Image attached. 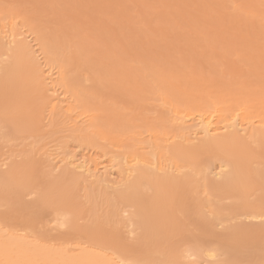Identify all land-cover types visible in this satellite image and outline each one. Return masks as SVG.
<instances>
[{"label": "rangeland", "instance_id": "1", "mask_svg": "<svg viewBox=\"0 0 264 264\" xmlns=\"http://www.w3.org/2000/svg\"><path fill=\"white\" fill-rule=\"evenodd\" d=\"M7 26L13 34H25L31 55L43 52L42 61L36 60L41 69L32 72L42 78L40 85L28 72L30 91L19 90L0 104V173L14 172L13 180L27 175L24 202H38L47 183L62 179L65 166L59 164L56 172L44 155L59 146L62 158L85 157L92 170L98 163L113 170L114 155L120 159L135 145H165L170 138L172 147L160 149L158 159L177 167L178 176L186 175L191 184L186 197L169 191L160 198V189L145 177L139 191L148 200L120 202L113 190L129 192L137 177L121 186V165L115 164L112 178L104 175L111 185H103L101 173L91 179L78 175L70 192H52L40 207L22 211L0 201L5 238L19 236L69 254L89 249L127 264H264V244H257L264 226L243 220L252 211L233 209L238 195L218 196L204 185V175L225 164L221 156L206 158L185 148L178 161L174 156L179 154L172 152L180 147L174 140L175 116L218 110L219 121H225L239 113L243 122L264 131V0H0V37ZM0 44L2 76L12 66L15 46L10 51ZM46 46H51L48 54ZM47 68L60 76L52 81L62 86L60 110L52 82L45 81ZM16 107L23 122L15 114L5 116ZM69 107L80 126L70 124L73 133L63 139L59 129ZM246 137L249 144L239 157L241 196L251 204L264 198V182L257 175L264 171V157L251 134ZM67 196L71 201L65 204ZM197 213L210 221L214 236L196 227ZM241 225L245 231L235 234ZM157 232L164 233L162 239L155 238ZM186 251L193 254L191 260L185 259Z\"/></svg>", "mask_w": 264, "mask_h": 264}, {"label": "bare ground", "instance_id": "2", "mask_svg": "<svg viewBox=\"0 0 264 264\" xmlns=\"http://www.w3.org/2000/svg\"><path fill=\"white\" fill-rule=\"evenodd\" d=\"M5 30H6V32L4 31L5 33L1 31L2 38L0 37L1 38L0 41L1 40L2 41L0 43L4 42L6 44V47L10 46V47H7V49L9 50L11 49L10 51H13V48H11L12 46H15V47L13 51L14 59H13L11 68L9 69L7 68V70L4 71V74L0 76V104L3 102V100L6 97L17 94L19 90L21 91L24 90V92L25 90L30 91L28 90L29 88L28 83L31 80V78L29 79L28 77L30 74L28 76L27 74L28 72H31V73L38 72L39 69L41 68H37L39 64L37 63V61H39L40 58H43L41 57L43 56V52L42 53L40 52L42 55L39 53L40 54L39 56H37V53H36L37 57L35 56V54L31 55V53H29L30 41L29 43L26 41L28 40L27 37L23 39L24 37L23 35L25 34H23L22 32L21 33L19 32V34L17 32H14L16 34H13L12 31L9 30V27H8V30L7 29ZM3 34L4 36H2ZM35 46H38V45L35 44ZM46 47H45L46 50H44L46 51L45 53H47L51 49L50 48L51 46H49L48 48ZM40 61H42V59ZM43 69L44 67L42 68V70ZM47 69L49 73L46 74L48 77L45 81L50 80V82H52L55 79H59L60 77L59 74L54 73V71L52 70L53 68L52 69L47 68ZM55 75H58L59 77ZM34 78H35L34 80L37 83L40 82V78H41L40 76L38 77V75L36 76L34 75ZM35 81H32L35 84V86L40 85V83L37 84L35 83ZM53 84L54 83L52 82V87L51 88L49 87V88L50 90H52V94L56 98H60V101L58 100V103H57L59 106V110H60L61 109L60 107H63L62 105L60 106V104L64 102V100L62 101L61 98H63L64 96L62 97V92L61 93H58V92H60V88L62 86L57 87V86H53ZM49 88L48 90L46 89L47 92L50 91ZM56 98H54V100ZM59 102L61 103L59 104ZM66 102H68V100ZM64 103L63 105H65ZM13 114H15V116L18 117V119L20 118L21 114H20L19 107L18 108L16 107L14 112H12L11 114H6L5 116H7V118H11ZM72 114H73L72 110L71 112L70 111L66 112L65 114L66 120L63 121L61 125L59 124L61 126L60 129L62 131L59 129L60 132L59 131L58 132L62 133V135L65 134L64 136L61 135L63 139L67 137V135H72L73 133L72 130H70L71 128L69 127L71 126L70 124H74L76 127L77 125L80 126L77 121H74L77 119H73V120L71 119L73 117ZM219 117L220 115H219L218 110H215L208 114L207 113H198V114L193 113L192 115L188 114L185 116H175L173 118V121L174 123L176 122L177 124L176 130L178 131V134L177 136H175L174 140L177 141L178 139L177 145L180 147L172 149L173 153L179 154V155H175L174 159L181 161V159L185 155L180 154L179 151H186L185 148L192 149L191 151H194L193 154H197V155L199 154L201 156L206 155V158H207V155H210L213 157L221 156L219 158L223 159L225 161V164L220 165L219 171L218 172L214 171L215 174L212 173L213 171H209L208 174L204 175V185L206 189L210 193H215L218 196L238 195L241 200L236 202L237 206H234L233 209H236V210L243 209L246 211L247 210L252 211L249 215L245 213L244 216H242V217H245L244 219L242 217L241 218L243 220L251 218L252 220L254 219L259 222L257 223V222H253L250 220L251 222H248V224L250 223L249 225L255 223L259 225L261 224L260 226H264V213L262 214L257 213L259 211L264 210V200H263L264 198H262V200L256 201V203L249 204L248 202L243 200L244 196H241V194L244 193L243 192L244 186L241 185V179H240L241 165H243V163L239 162L240 155L245 151L244 149L247 148V144H249L247 143V141L245 142L243 141L244 137H246L248 134L249 135L251 134V137L253 138V140L251 141L259 144V149H260L258 151L259 156L264 157V131L259 130V128H256V127L254 128L253 127L255 125L254 122H250V121L243 122L240 119L241 116L239 113H235L231 115V117L228 116L229 118L225 121L223 120L219 121L220 120ZM20 121L23 122L24 120L21 119ZM15 126L18 128L19 126H21V123ZM72 127L74 126L72 125ZM68 131L69 132L71 131L72 133L70 132V134H68ZM82 132L80 131V133ZM83 133H86V132L84 131ZM223 133L227 135L223 136L222 135ZM168 141H170V138L169 140L164 141L166 143L165 145H157V146H156V143L155 145H150V143H148L150 146L141 145V144L135 145V151H133L132 153H128V154L123 153L122 154L123 157L121 155L122 158L120 157V159H119V155L118 157L117 156L115 157V155L114 157H112L111 164L115 163L117 165V168L118 167L120 168V165H121V169H120L121 171L119 170L120 171L119 173H121L119 175L121 176H119L120 177L119 180L120 179L122 180L118 181L116 178V180L121 184V186H126L128 181H130L131 178L137 177L135 181L130 182L129 192L113 190V188L115 187H111L113 192H115L116 199L118 201L120 200H121L120 202L134 201L136 205H139L140 203L144 202L145 199L148 200L146 195H144L143 193L139 191V183L145 177L149 180L150 183L158 187V190L160 189L158 192V196L160 198L166 196L169 191L174 192L177 195H182V196L184 195L186 197V191L187 189H189L187 185L191 184L187 176L186 175H184L183 177L178 176L180 175V173L177 167L175 169L172 164L167 165L163 163V161L161 162L160 161L161 159H158V153L161 151L160 149L163 150V147H168V148L170 147L171 144H169ZM59 147H58L59 149L52 148L53 150L46 149V152H44L45 154L43 153L46 157H49L48 159L49 161L48 160L46 161L54 164L53 166H54L55 171L58 168L59 164L64 165L65 167L64 166L63 167L65 169L62 171L63 174L58 172L63 175V176L61 175L62 179L60 181L47 183L46 192L44 193L43 198L41 200H39L36 203H31V204L24 202L22 198V191L26 189L29 184V180H27V175H23V177L18 178V180H13L11 175L14 172H12L9 175L0 173V201H3L4 203H7V204H12L18 210L25 211L33 206L40 207L42 204H46L45 200L48 196H50V194H52V192H56L57 194H63V195L67 194V191L70 192L69 191L70 187L77 183L76 180L78 179L76 178H78L77 177L78 175H82L88 179H91V178L97 177L96 175L101 173L103 176V179H101V182L103 183V185H107L109 182H113L108 179L112 178L111 175H113V173H111V171L117 169L115 164H114L115 168L113 170L110 164L108 165L105 164L102 166L101 163L95 164L96 168L95 170H92L91 164L87 161H84L85 157H84V160H82L83 158L81 160H77L75 159L76 158L75 156L67 157L66 155L63 158L60 157L61 154H58V152L59 153L63 152L64 149L61 148V146ZM145 150L148 152H146ZM63 153L61 156L64 155ZM104 154H106V152H104ZM118 159H119V162H118ZM109 160L111 161V159ZM115 160H117V163H119V166L116 162H114ZM199 161L200 160L198 156L197 157L195 156L192 158L193 165H197ZM228 167L231 169V172L225 173V170ZM15 169L16 168H14V170ZM104 175L106 176L108 175L111 177L107 179V178H104ZM257 175L260 178V181L264 182V171L257 172ZM102 176H100L98 179L102 178ZM210 176H212V178ZM96 181H97V178H96ZM101 182L100 180H98L97 183L100 185ZM102 183H101V186H102ZM108 185H111V184L109 183ZM111 188H106L105 190H108ZM187 196H191V191H190V194ZM64 201H66L64 202L66 204L71 200L67 196ZM221 209L223 208L221 207L216 208L217 211H220ZM193 220L195 221L196 227H198L201 233H209L211 234V236L212 235L214 236L215 233L212 230V226L209 224L210 221L207 218H204L202 214L197 213L196 216L193 218ZM143 222L145 223V220H143ZM64 225L65 224L61 222L60 226H64ZM244 231L245 230L241 225V226H238V228L235 230L236 233L235 232L234 233L238 234ZM259 231L264 233V227H262ZM254 232H257V231L255 230ZM154 236L156 239H159V238L162 239L164 236V233L157 232L154 234ZM260 237L262 238L260 239L258 238L259 240L257 241V244L261 243L260 245H262L264 244V235H261ZM85 250L81 252L82 251L81 249L80 251L81 253L79 254L77 253L74 254L73 253L74 251H72L71 253H73L74 254L73 255V254H69L68 253L69 251L68 252L63 251V249L62 251H56V250H52L49 248L40 247L37 244H33V242L31 243V242L25 241L24 239H21L19 236L18 237L10 236V237L5 238L0 233V264H127L126 261H122L121 259H118V261H116V259L114 258L111 259V257L108 258L106 255H103L100 252H96V251L93 252V251H90L89 249L86 251ZM208 257L210 258V256ZM191 258H193V254L189 253V251H186L185 259L191 260ZM193 264H197V263H193Z\"/></svg>", "mask_w": 264, "mask_h": 264}]
</instances>
